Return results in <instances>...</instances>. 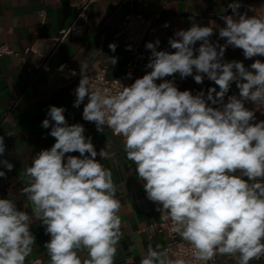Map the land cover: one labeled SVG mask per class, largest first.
I'll use <instances>...</instances> for the list:
<instances>
[{"label":"clouds","instance_id":"obj_1","mask_svg":"<svg viewBox=\"0 0 264 264\" xmlns=\"http://www.w3.org/2000/svg\"><path fill=\"white\" fill-rule=\"evenodd\" d=\"M240 7L239 0L228 4L232 14L221 15L223 27L214 21L201 26L190 18L191 27L169 38L174 51L158 50V38L147 42L150 71L130 85L118 81L115 91L95 87L83 64L75 89L73 106L84 104L83 120L122 137L148 200L205 264L217 255L231 256L236 264L264 256V120L256 122L255 112L245 106L250 101L264 108V62L255 59L246 67L224 60L229 46L241 49L245 59L264 56V14L249 16ZM214 29L224 44L211 40ZM116 47L109 44L112 52ZM107 59L118 62L115 56ZM177 73L197 84L206 76L219 90L181 91L174 79H166ZM233 83L239 95L225 102ZM65 111L49 106L41 127L50 129L55 143L36 153L25 169L29 184L22 193L31 214L13 199L0 198V264H26L35 243L33 220L50 236L44 247L51 264H115L123 236L121 201L112 171L97 160L107 154L96 151L82 124L68 123ZM5 151L0 136V156ZM0 165L14 168L6 159ZM3 177L6 171L0 170ZM159 248L149 245L140 264H186ZM84 250L86 258L79 255Z\"/></svg>","mask_w":264,"mask_h":264},{"label":"crops","instance_id":"obj_2","mask_svg":"<svg viewBox=\"0 0 264 264\" xmlns=\"http://www.w3.org/2000/svg\"><path fill=\"white\" fill-rule=\"evenodd\" d=\"M73 1L77 0H0V45L7 44L19 53L18 57L0 56V136L4 137L6 146L0 160L6 159L14 165L11 171L0 165V170L6 171V177L0 178V198L13 199L19 210L31 214L32 205L22 193V189L29 184L25 169L36 153L42 149H50L55 143V139L48 135L50 129L41 127L49 106L64 107L68 123L82 124L85 136L92 138L96 151L99 153L103 149L107 154L105 159L98 155L97 160L112 171V178L117 186L116 198L121 201L119 215L123 236L117 245L115 264H140L142 253H146L149 245L154 249L159 245V250L166 251L167 236L154 225L157 213L147 198L143 182L137 178L135 165L126 159L122 138L114 135L107 127L99 132L95 124L84 125V104L73 106L75 89L79 84L76 78L64 79L53 68L30 70L29 65L46 60L55 67L67 60L79 73L81 65L86 64L85 74L105 70L108 77H114L122 72L132 54L130 45L115 36L119 22L128 11L140 12L153 19L144 43L150 57L151 52L145 47L147 42H154L158 38V50L174 51L168 43L169 38L174 36L175 31L191 27L193 19L190 18H194V22L201 26H212L214 21L216 25L223 27L224 22L220 17L232 14L231 9H227L232 0H96L86 7L84 16L79 18V22L85 25L84 34L67 35L54 48V41L60 36L61 29L76 17L77 10L71 4ZM239 3L240 13L247 12L249 16L264 14V0H239ZM165 22L168 27H164ZM211 40L219 41V44L225 43L219 38L216 29ZM110 43L117 45L115 52L109 49ZM27 47L32 49L25 52ZM195 47H199V42ZM46 53L47 56H44ZM112 56L118 58L115 65L108 62L107 57ZM255 59L264 62V56L245 59L242 50L238 48L228 47L224 55V60L242 61L246 67ZM147 71L150 69L140 72L138 78ZM166 79H174L181 91L193 92L202 86L207 89L217 87V91L219 90L206 76L202 84H197L192 76L181 79L178 73ZM160 82L162 81H157ZM238 92L233 83L230 93L235 95ZM245 106L255 112L256 122L264 120L258 113L259 106L250 101H246ZM71 155L78 156L79 153ZM30 230L35 243L26 264L35 260L51 264L44 247L50 236L46 234L44 226L33 220ZM79 255L86 258V250ZM217 257L222 261L236 263L228 255ZM250 264H264V256L252 260Z\"/></svg>","mask_w":264,"mask_h":264},{"label":"built area","instance_id":"obj_3","mask_svg":"<svg viewBox=\"0 0 264 264\" xmlns=\"http://www.w3.org/2000/svg\"><path fill=\"white\" fill-rule=\"evenodd\" d=\"M96 0H77L73 1L71 4L77 10L76 17L65 27L61 29V34L57 37L54 41V48L60 43V41L67 35L72 36H81L84 34L85 25L79 22V18L84 16V12L86 7ZM136 0H124V2H134ZM152 18L146 17L144 14L135 11H128L121 21L118 24V30L115 33V36L123 40L125 43L129 44L132 48L131 57L125 63L122 72L119 75L114 77H108L105 73V70L97 71L95 73H88L85 74L89 77L93 86L98 88H109L113 91L119 88V83L127 86L130 85L138 78V74L144 70H146L145 65L148 63L149 54L146 52L144 48V43L146 39V35L149 31V28L152 24ZM230 49H237L229 46ZM32 48L27 47L25 52H29ZM10 55V56H19V53L16 52L13 48H11L7 44L0 45V56ZM47 56V53L44 54ZM64 66L63 71H60V67ZM55 69L61 77L64 79H71L76 78L78 81L81 79V75L79 70L70 65L69 61L63 60L55 67L51 66L46 62V60H41L38 62H33L29 65L30 70L40 71L42 69ZM75 72V75H72V72ZM129 73H131V78H129ZM204 90L205 93L207 92V88L202 86L199 90L193 91V94L196 92ZM232 95L229 91L226 94V97ZM235 95H239V92ZM84 103H87V98L85 99ZM258 113L260 116L264 117V108H258ZM94 123L88 122L84 120V125H92ZM111 130V129H110ZM112 131V130H111ZM113 133V131H112ZM114 134V133H113ZM115 135V134H114ZM117 136V135H116ZM120 137V136H118ZM122 138V137H121ZM152 206L157 213V220L154 223L156 229L159 232H163L167 236V242L165 244V250L169 253V257L173 260L175 259H183L186 264H205V262L197 261L194 258V249L186 242L183 241L182 238L172 231V226L170 221H165L161 218V213L156 210L157 205L153 202ZM39 262L42 264L40 260L33 261ZM207 264H236L230 263L227 261L219 260L217 256L213 258V260L208 261Z\"/></svg>","mask_w":264,"mask_h":264}]
</instances>
